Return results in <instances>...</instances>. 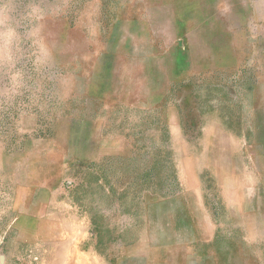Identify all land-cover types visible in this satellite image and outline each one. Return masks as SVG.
Returning <instances> with one entry per match:
<instances>
[{"label":"rangeland","instance_id":"obj_1","mask_svg":"<svg viewBox=\"0 0 264 264\" xmlns=\"http://www.w3.org/2000/svg\"><path fill=\"white\" fill-rule=\"evenodd\" d=\"M257 179L264 0H0V264H264Z\"/></svg>","mask_w":264,"mask_h":264},{"label":"crops","instance_id":"obj_2","mask_svg":"<svg viewBox=\"0 0 264 264\" xmlns=\"http://www.w3.org/2000/svg\"><path fill=\"white\" fill-rule=\"evenodd\" d=\"M256 184L260 189L262 188L261 181L258 182V179H257ZM262 189H264V188H262ZM259 202H260V206H259ZM255 205L257 206V208H255L256 212L255 213L253 212L252 216L256 219L257 224H259L261 226V227L256 226L257 229L260 231L262 226H264V193H262L260 195L259 201L257 200ZM191 218H192L191 222L193 224H191L190 226H192V230H194L195 234H192L193 239L190 242L200 243L201 247H203V248H208L209 246L215 244L216 243L215 234L212 233L210 238H207V236L204 235L203 227H201V224H200V221H198V218L194 217L192 215H191ZM253 242H256V243H253ZM259 242H263V241H258L256 239V240L251 241V245L253 246V248H255ZM146 247H147V245H146ZM138 250H140V249H138ZM141 250H144V249H141ZM146 254H147L146 261L149 263L153 262V264H188L187 260H185L183 262L180 259H174V260L170 259V261H168V260L160 258V257L158 258L157 256H154V252L152 250H150L149 248H146Z\"/></svg>","mask_w":264,"mask_h":264}]
</instances>
